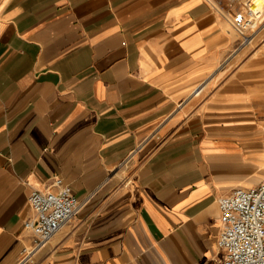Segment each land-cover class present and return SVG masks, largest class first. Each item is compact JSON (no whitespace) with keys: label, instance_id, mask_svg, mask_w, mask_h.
I'll list each match as a JSON object with an SVG mask.
<instances>
[{"label":"crops","instance_id":"obj_1","mask_svg":"<svg viewBox=\"0 0 264 264\" xmlns=\"http://www.w3.org/2000/svg\"><path fill=\"white\" fill-rule=\"evenodd\" d=\"M217 4L0 0V264L55 177L82 204L28 264L220 263L218 198L264 180V43Z\"/></svg>","mask_w":264,"mask_h":264},{"label":"built area","instance_id":"obj_2","mask_svg":"<svg viewBox=\"0 0 264 264\" xmlns=\"http://www.w3.org/2000/svg\"><path fill=\"white\" fill-rule=\"evenodd\" d=\"M249 12L247 15L237 12L231 20L234 29L242 35V44L250 41L244 30L260 18L255 16L250 20ZM50 185L55 189H32L28 195L34 217L26 220L24 227L32 232V245L23 250L17 264L32 263L35 252L81 207L82 202L60 178H53ZM217 203L221 227L216 245L223 254L219 264H264V180L255 186L236 188L220 196Z\"/></svg>","mask_w":264,"mask_h":264},{"label":"rangeland","instance_id":"obj_3","mask_svg":"<svg viewBox=\"0 0 264 264\" xmlns=\"http://www.w3.org/2000/svg\"><path fill=\"white\" fill-rule=\"evenodd\" d=\"M219 2H222V4H217V7L219 11L224 15L225 19L228 18L230 21V18H232V15L226 12V7L221 8L225 6V4H228V9L230 12H241L245 15L248 14V10L250 11L251 17L249 19L251 20L253 17L260 16L259 19H255L251 23V27L249 29L244 30V34H246L250 41L246 44H242L245 49L244 52L247 51L251 53V51L255 52L256 49H258L260 46L264 43V0H233V2L229 3V0H217ZM220 5H222L220 7ZM258 12L261 14L257 15ZM234 14V13H232ZM235 16V14L233 15ZM248 19V20H249ZM231 22V21H230ZM255 23V24H254ZM254 25V26H253ZM232 35H234V38L237 42L242 41V35L230 32ZM252 52V53H253Z\"/></svg>","mask_w":264,"mask_h":264},{"label":"bare ground","instance_id":"obj_4","mask_svg":"<svg viewBox=\"0 0 264 264\" xmlns=\"http://www.w3.org/2000/svg\"><path fill=\"white\" fill-rule=\"evenodd\" d=\"M202 88H199L198 90L196 89L195 91V94L199 93V91L201 90ZM194 92V91H193Z\"/></svg>","mask_w":264,"mask_h":264}]
</instances>
